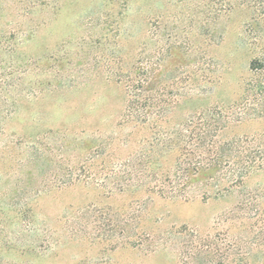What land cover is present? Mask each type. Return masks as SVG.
<instances>
[{
    "label": "rangeland",
    "instance_id": "374dc122",
    "mask_svg": "<svg viewBox=\"0 0 264 264\" xmlns=\"http://www.w3.org/2000/svg\"><path fill=\"white\" fill-rule=\"evenodd\" d=\"M174 47L189 53L179 85L202 89L204 69L216 83L159 129L245 105L221 137L264 135L262 102L242 98L264 60V0H0V264H264V166L188 200L107 174L130 148L117 76L140 51L158 62Z\"/></svg>",
    "mask_w": 264,
    "mask_h": 264
},
{
    "label": "trees",
    "instance_id": "16d2710c",
    "mask_svg": "<svg viewBox=\"0 0 264 264\" xmlns=\"http://www.w3.org/2000/svg\"><path fill=\"white\" fill-rule=\"evenodd\" d=\"M187 50L174 47L158 62L146 50L140 51L117 76L126 96L121 119L127 131L121 146L130 148L124 158L118 159V170L111 167L107 174L121 180L120 186L131 191L155 192L170 199H207L241 186L248 175L264 166V147L249 143L260 141L264 135L221 137L234 117L249 113L245 105L238 112L220 105L201 106L196 113H186L172 127L159 129L158 124L168 122L166 112L173 105L182 100L188 110L193 109L197 95L194 91L210 97L212 84L216 83L213 73L204 69L201 76L205 83H212L209 88L205 89V83V90L193 87L190 76L179 85L177 63L189 56ZM168 63L174 67L169 69ZM249 69L256 75L246 84L242 98L262 102L252 110L264 116V60H251ZM23 204L16 207L14 218L26 214Z\"/></svg>",
    "mask_w": 264,
    "mask_h": 264
}]
</instances>
